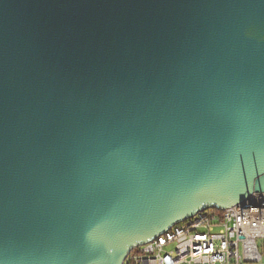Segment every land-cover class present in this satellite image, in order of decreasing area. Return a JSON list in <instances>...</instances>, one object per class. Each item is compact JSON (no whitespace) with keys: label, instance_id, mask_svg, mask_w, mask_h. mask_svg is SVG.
<instances>
[{"label":"water","instance_id":"95a60500","mask_svg":"<svg viewBox=\"0 0 264 264\" xmlns=\"http://www.w3.org/2000/svg\"><path fill=\"white\" fill-rule=\"evenodd\" d=\"M264 193V0H0V264H122Z\"/></svg>","mask_w":264,"mask_h":264},{"label":"built area","instance_id":"2783aa9c","mask_svg":"<svg viewBox=\"0 0 264 264\" xmlns=\"http://www.w3.org/2000/svg\"><path fill=\"white\" fill-rule=\"evenodd\" d=\"M122 264H264V193L199 212L133 248Z\"/></svg>","mask_w":264,"mask_h":264},{"label":"trees","instance_id":"16d2710c","mask_svg":"<svg viewBox=\"0 0 264 264\" xmlns=\"http://www.w3.org/2000/svg\"><path fill=\"white\" fill-rule=\"evenodd\" d=\"M212 211H217V209H211Z\"/></svg>","mask_w":264,"mask_h":264}]
</instances>
